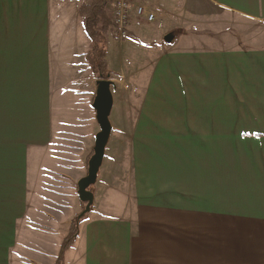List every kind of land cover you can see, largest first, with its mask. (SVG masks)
I'll return each mask as SVG.
<instances>
[{"label":"crops","instance_id":"obj_1","mask_svg":"<svg viewBox=\"0 0 264 264\" xmlns=\"http://www.w3.org/2000/svg\"><path fill=\"white\" fill-rule=\"evenodd\" d=\"M83 2L0 0V264H56L84 205ZM156 3L163 32L108 37L112 132L65 264H264V0Z\"/></svg>","mask_w":264,"mask_h":264},{"label":"trees","instance_id":"obj_2","mask_svg":"<svg viewBox=\"0 0 264 264\" xmlns=\"http://www.w3.org/2000/svg\"><path fill=\"white\" fill-rule=\"evenodd\" d=\"M110 0H84L79 13L83 18L84 26L91 39V49L87 54V62L98 80L110 79L111 72L107 64V43L110 32L114 29V21L108 9ZM85 204L83 205V210ZM82 212V211H81ZM80 212V213H81ZM73 218L68 234L63 238L56 264H65V254L72 246L79 233V225L86 217Z\"/></svg>","mask_w":264,"mask_h":264},{"label":"water","instance_id":"obj_3","mask_svg":"<svg viewBox=\"0 0 264 264\" xmlns=\"http://www.w3.org/2000/svg\"><path fill=\"white\" fill-rule=\"evenodd\" d=\"M114 85L111 79H101L97 81L93 108L96 112L100 131L95 137L93 153L88 160L87 174L78 181L79 198L85 204V208L79 214L78 219L89 213L94 204V193L91 191L90 187L97 181L105 157L106 146L112 132L110 114L114 103L112 93V87H114Z\"/></svg>","mask_w":264,"mask_h":264},{"label":"built area","instance_id":"obj_4","mask_svg":"<svg viewBox=\"0 0 264 264\" xmlns=\"http://www.w3.org/2000/svg\"><path fill=\"white\" fill-rule=\"evenodd\" d=\"M137 0H110L108 9L114 21V35L124 37L132 21L139 20L146 23H157V12L149 10L145 4Z\"/></svg>","mask_w":264,"mask_h":264},{"label":"rangeland","instance_id":"obj_5","mask_svg":"<svg viewBox=\"0 0 264 264\" xmlns=\"http://www.w3.org/2000/svg\"><path fill=\"white\" fill-rule=\"evenodd\" d=\"M139 2H141V0H138ZM169 2H170V6L173 8V3H171V1L172 0H168ZM139 2H137V3H139ZM144 2V1H143ZM157 2V0H145V5L148 7V9L149 10H152V11H155V12H159L158 10H157V8L154 6L155 4H157L156 3ZM153 4V5H152ZM170 13H172V9L170 10ZM163 16L164 15H159V18L158 19H160V21L159 22H161V24L160 23H151V24H146V25H150V26H146L148 29H147V32L146 33H149L150 35H153V34H155V33H161V32H163V28H165V26H164V23L162 22V18H163ZM223 18H227V19H229V20H231V22H233L232 20H236V19H234L232 16H230V17H227V16H222ZM146 23V22H145ZM132 24V23H131ZM130 24V25H131ZM129 25V29L128 30H130V28H131V26ZM130 39H132L131 40V43H129V44H127V42L128 41H126V43H123V46L125 45V47H126V50L125 49H122V55H123V57H124V54L126 53V56L127 57H125L126 58V60H127V63L128 64H131L130 66H132V65H136L138 62H140V63H142V66H146V58H144L143 56H142V51H140L141 49L140 48H142V46L144 47V43H142V41H141V44L139 45V47H137V44L135 43V41L133 40V39H135L134 37H131ZM142 39H143V37H142ZM128 40V39H127ZM113 43L115 42V40L114 41H112ZM137 43H139V42H137ZM113 51V50H112ZM117 51V50H116ZM125 61V60H124ZM127 64V65H128ZM130 68V67H129ZM199 80H200V78H199ZM96 186H95V184L94 185H92L91 187H90V189L91 190H93L94 188H95ZM81 211H83V207H82V209H81ZM87 215H88V213H87ZM86 215V216H87ZM84 221V219L81 221V223ZM80 223V224H81ZM79 227H80V225H79Z\"/></svg>","mask_w":264,"mask_h":264}]
</instances>
